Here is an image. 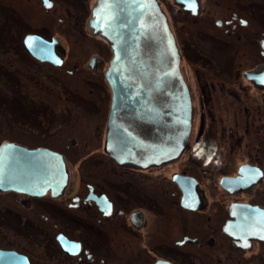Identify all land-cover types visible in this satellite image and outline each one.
I'll use <instances>...</instances> for the list:
<instances>
[{
    "label": "flooded vegetation",
    "instance_id": "flooded-vegetation-1",
    "mask_svg": "<svg viewBox=\"0 0 264 264\" xmlns=\"http://www.w3.org/2000/svg\"><path fill=\"white\" fill-rule=\"evenodd\" d=\"M97 1L0 0V149L58 153L67 172L57 194L0 191V251L28 264H264V0H155L190 114L180 154L147 167L105 151L112 52L89 31ZM60 99L85 143L47 144L57 130L47 118L20 137L32 128L11 122L14 111L35 115L44 101L60 124L51 110ZM80 102L101 109L103 124ZM108 234L119 253L104 245ZM129 243L139 245L132 255Z\"/></svg>",
    "mask_w": 264,
    "mask_h": 264
},
{
    "label": "water",
    "instance_id": "water-1",
    "mask_svg": "<svg viewBox=\"0 0 264 264\" xmlns=\"http://www.w3.org/2000/svg\"><path fill=\"white\" fill-rule=\"evenodd\" d=\"M89 31L112 52L105 151L117 164L156 166L175 159L189 131V101L179 54L155 0H98ZM67 182L62 156L15 145L0 149V191L41 196ZM0 264H28L0 251Z\"/></svg>",
    "mask_w": 264,
    "mask_h": 264
},
{
    "label": "rangeland",
    "instance_id": "rangeland-1",
    "mask_svg": "<svg viewBox=\"0 0 264 264\" xmlns=\"http://www.w3.org/2000/svg\"><path fill=\"white\" fill-rule=\"evenodd\" d=\"M166 5H167V2H166ZM103 53V52H102ZM75 59L76 60H79L82 58H88V55L87 54H84V53H78L76 52V55H75ZM74 57H71V60L73 59ZM83 59V61H84ZM83 63V62H82ZM81 71H85L84 70V63H83V66L81 67ZM63 74V73H62ZM60 79V78H59ZM102 85V84H101ZM100 90H103V86L101 87ZM110 96V98H109ZM63 99V98H62ZM62 99H60V102L57 104V105H53L54 106V109H51V110H56V113L59 114V119H60V124L58 123L59 120H55L51 117V112H48L49 111V108L46 106V105H43L42 104L44 103V101L42 103H39L37 105V107H39L38 111H37V114L35 115H27V114H21L17 111H14V114L17 116V117H13L11 118V122H14L16 124V126L18 127L19 125L18 124H24V123H29L30 125L28 127L32 128V129H27L28 133L25 134L24 132H18L20 137H25L26 135L30 138L32 137H35L36 135V130H41L42 128L46 127V126H43L42 122H43V118H47L49 119V123L55 127H57V130L56 132L54 133L55 136L53 137L52 140L49 139V137L51 135H46L45 139L47 141V144H52L55 148L57 149H61L64 144L66 142L67 139H70L71 137L73 138H77L79 140V143H85V139L82 137L81 139L79 138L81 136V132L78 131L79 129V126L74 124L72 120H70L71 118L66 116L65 114V110H68V104L65 102L62 101ZM110 99H111V95L109 94L108 95V102L110 103ZM100 102L103 104V98L100 99ZM49 104V103H48ZM80 104L82 106H85L87 109H88V115H90V118H102L101 119V124H103V115H97V114H94V113H99L101 111V109H92L88 106H90V104H83L82 102H80ZM52 106V107H53ZM47 107L48 111H46L44 108ZM25 110L27 111L26 107L24 106ZM32 110H35V108H30ZM77 114H75L72 118H76L78 117V113H80L79 110H76ZM41 114V115H40ZM95 116H93V115ZM80 117V116H79ZM55 118V117H54ZM63 118V119H62ZM20 122V123H19ZM98 123V122H97ZM2 136V135H1ZM41 136V135H39ZM84 136H87L88 138H90V136L88 135H84ZM8 137H13V135H8ZM92 138V136H91ZM97 145V144H96ZM94 146V148L91 150L92 152H96L97 150L101 151V149H97V146ZM94 149H96L94 151ZM91 154V153H90ZM68 155V159L70 160V163H71V166H69V169H70V172H71V175L72 176H76L77 175V169H78V165H79V162H78V158L72 153V152H68L67 153ZM104 240H105V243L104 245H108L110 246V250L112 249V251L114 253H119L121 250L118 249V248H115V243L114 242V238H113V241H112V238H110V235H105L104 237ZM139 247L138 244H134V243H129L128 246H126V249L128 250V253H126L127 255H132L134 254V251L137 250ZM108 258H111L110 255L106 254L105 252H103V260H106Z\"/></svg>",
    "mask_w": 264,
    "mask_h": 264
},
{
    "label": "snow or ice",
    "instance_id": "snow-or-ice-1",
    "mask_svg": "<svg viewBox=\"0 0 264 264\" xmlns=\"http://www.w3.org/2000/svg\"><path fill=\"white\" fill-rule=\"evenodd\" d=\"M48 6H51V5H48Z\"/></svg>",
    "mask_w": 264,
    "mask_h": 264
}]
</instances>
